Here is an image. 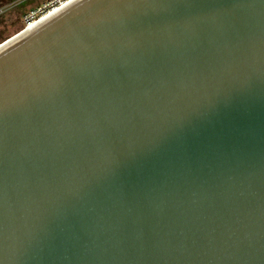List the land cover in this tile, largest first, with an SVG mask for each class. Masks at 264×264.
Wrapping results in <instances>:
<instances>
[{
  "label": "water",
  "instance_id": "95a60500",
  "mask_svg": "<svg viewBox=\"0 0 264 264\" xmlns=\"http://www.w3.org/2000/svg\"><path fill=\"white\" fill-rule=\"evenodd\" d=\"M0 264H264V0H73L0 46Z\"/></svg>",
  "mask_w": 264,
  "mask_h": 264
},
{
  "label": "rangeland",
  "instance_id": "374dc122",
  "mask_svg": "<svg viewBox=\"0 0 264 264\" xmlns=\"http://www.w3.org/2000/svg\"><path fill=\"white\" fill-rule=\"evenodd\" d=\"M52 0H0V46L24 31V16L38 7L50 11ZM55 6V5H54ZM46 11V12H47Z\"/></svg>",
  "mask_w": 264,
  "mask_h": 264
},
{
  "label": "built area",
  "instance_id": "2783aa9c",
  "mask_svg": "<svg viewBox=\"0 0 264 264\" xmlns=\"http://www.w3.org/2000/svg\"><path fill=\"white\" fill-rule=\"evenodd\" d=\"M70 1H73V0H52L50 2V5H53V6L50 8V11H52L54 8H57L59 6L62 7L61 5L65 4V3L67 4ZM46 6L47 5H45V8L38 7L37 9H33V10L29 11L24 16V22H25V29L24 30L32 28L33 27V23H37L38 24L39 22H41L40 21L41 17H43L44 15H46V14H48L50 12V11L45 10ZM37 24H35V25H37Z\"/></svg>",
  "mask_w": 264,
  "mask_h": 264
},
{
  "label": "bare ground",
  "instance_id": "6f19581e",
  "mask_svg": "<svg viewBox=\"0 0 264 264\" xmlns=\"http://www.w3.org/2000/svg\"><path fill=\"white\" fill-rule=\"evenodd\" d=\"M71 2V1H70ZM70 2H68V3H70ZM67 3V4H68ZM64 5H66V3L65 4H63V5H61L62 7L64 6ZM62 7H57V8H54L52 11H50L48 14H46V15H44L43 17H41V19H40V21H42V20H44L45 18H47L48 16H50L51 14H53V13H55L56 11H58L60 8H62ZM35 24H37V23H33V26L35 25Z\"/></svg>",
  "mask_w": 264,
  "mask_h": 264
}]
</instances>
